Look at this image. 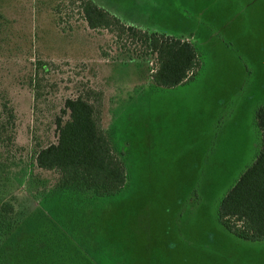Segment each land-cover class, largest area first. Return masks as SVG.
<instances>
[{
	"label": "rangeland",
	"instance_id": "374dc122",
	"mask_svg": "<svg viewBox=\"0 0 264 264\" xmlns=\"http://www.w3.org/2000/svg\"><path fill=\"white\" fill-rule=\"evenodd\" d=\"M92 1L186 38L200 67L159 86L151 57H130L71 0H0V98L16 115L0 197L31 200L0 264H264V238H239L218 217L261 148L264 0ZM89 88L104 93L102 125L126 170L116 194L59 192L57 172L35 162L57 140L64 101Z\"/></svg>",
	"mask_w": 264,
	"mask_h": 264
},
{
	"label": "trees",
	"instance_id": "16d2710c",
	"mask_svg": "<svg viewBox=\"0 0 264 264\" xmlns=\"http://www.w3.org/2000/svg\"><path fill=\"white\" fill-rule=\"evenodd\" d=\"M70 3L78 4V12L90 28L114 34L117 47L130 52V57H151L150 77L159 86L181 84L200 67L196 48L186 39L125 24L92 0H71ZM103 107L102 90L89 88L67 98L62 112L68 117L65 119L62 115L56 119V142L36 151V165L57 172L59 192L72 190L105 196L116 194L125 186L124 164L102 125ZM15 118L8 99L0 98V144L10 142L12 136L8 129L13 131ZM255 120L262 135L261 148L222 198L218 209L224 227L246 240L264 238V105L256 110ZM6 195L0 197V254L4 253L5 260L9 242L15 236L14 228L26 218L19 214L26 213L23 210L31 201L26 197L20 203L18 195Z\"/></svg>",
	"mask_w": 264,
	"mask_h": 264
},
{
	"label": "crops",
	"instance_id": "0c3cea01",
	"mask_svg": "<svg viewBox=\"0 0 264 264\" xmlns=\"http://www.w3.org/2000/svg\"><path fill=\"white\" fill-rule=\"evenodd\" d=\"M167 35H171V36H174V35H172V34H167ZM177 37H179V36H177ZM182 37V36H181ZM184 38V37H183ZM184 39H186V38H184ZM187 40V39H186ZM104 128V127H103ZM105 130V129H104ZM106 132V131H105Z\"/></svg>",
	"mask_w": 264,
	"mask_h": 264
}]
</instances>
